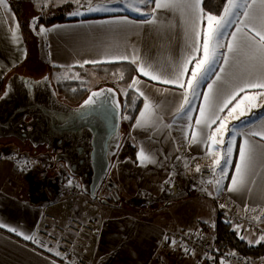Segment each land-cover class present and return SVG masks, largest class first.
<instances>
[{"label": "crops", "instance_id": "0c3cea01", "mask_svg": "<svg viewBox=\"0 0 264 264\" xmlns=\"http://www.w3.org/2000/svg\"><path fill=\"white\" fill-rule=\"evenodd\" d=\"M61 1L62 5L68 6L66 18L79 20L46 27V29H51L55 25L62 26L54 31L46 32L44 35L45 67L50 65L60 70L84 72L92 70L89 67L93 66L130 64L136 70L137 65L129 61L113 59L118 55H131L135 49L142 59L156 65L158 73L165 74L173 72L177 66L189 59L192 46L196 43L195 35L186 22L188 13L182 9L157 10L155 15L158 23L156 25L143 23L99 24L97 23L99 21H116L123 17H127L129 21L140 22L147 17L140 15L139 12H137L139 14L131 13L132 8L126 6L136 0H122L120 4L111 3L109 0H92L94 5L103 4L108 8H120L121 11L88 12L87 8H83L81 10L85 14L80 16L69 15L77 7L76 4L72 5L73 0ZM247 2L251 3V0H247ZM258 4L259 0H257ZM136 6L146 12H151L154 8V4L145 8L138 2ZM8 12V6L7 8L0 7V53H8L6 57L11 63L9 66L7 63L3 66L5 71H8V67L10 69L12 65L14 66L13 61L22 58L24 52L20 42H17L12 36V32L16 30V21L13 14L8 15ZM222 14L223 11L220 15ZM89 17H96V19L82 20ZM206 25L207 21L205 20L200 26L201 44ZM236 26L235 23L229 26L226 30L227 33L233 32ZM241 27L243 26L241 25ZM229 39L230 37L226 35L223 43L226 44ZM202 55V50L195 53L196 59H200ZM3 58L0 56V61ZM94 59L108 62L79 66L84 60ZM195 62L192 60L188 63L185 81L190 77ZM14 71L12 72L14 75L10 76L6 82L7 89L29 84L30 81L25 79L26 76H20ZM26 73H31V71L27 70ZM4 74H0V77ZM136 74L137 76L134 77L142 82L138 86L139 89L158 106L156 113L162 119L152 126L134 127L139 112L143 109L144 97L140 96L138 91L129 89L127 86V90L133 91L143 100L129 135L137 148V153L141 147L145 148L154 157L155 163L142 166L138 160L134 164L130 160L117 161L112 156L108 175L109 178L115 180L119 195L134 197L139 192H143L157 200H162L167 193L166 188H163L165 185L167 187L175 180L187 182L182 177L184 170L189 171L196 167L195 163L198 161L212 166L214 158L209 153L213 147L220 148L219 145L213 146L211 141L192 142L193 132L199 131L195 121L200 116L199 109L204 106L203 95L208 91L207 85L215 79V75L210 73L206 79L200 81L196 95H193L189 90L190 104L185 105V108L190 111L177 113V108L183 100L184 89L150 80L137 71ZM2 81L3 79H0V85ZM164 89H169V91L164 92ZM256 91L258 90L252 89L247 93H241L228 105V108L233 107L243 96L254 95ZM193 98H195L194 103ZM252 103H256V101ZM248 105L249 101H244L241 104V109H245ZM227 111L228 109H225L220 115H226ZM262 117H264V108H252L251 113H246L239 120L229 118L228 128L230 129L233 124L238 123L237 130L247 129L250 123H255ZM218 123L219 121H217ZM216 126L213 125L212 128L215 129ZM3 133L6 136H14L19 131L12 130ZM228 133H225L226 136ZM0 134L2 133L0 132ZM23 134L29 137L33 144L44 145L34 139L33 130ZM23 137L19 136L22 140L25 139ZM253 139L259 141L258 137ZM236 140L235 152L237 154H234L232 168L222 186L225 189L234 174L238 161V147L243 137L237 135ZM13 155L15 154L13 153ZM58 156L62 159L60 154ZM215 170L217 173L219 172L218 168ZM258 171L260 174L254 177L256 183L251 185V193L223 191L216 195L214 185H209V189L215 195L212 197L213 203L220 215H232L264 227V215H260L264 210V169H258ZM16 173L8 162L0 166V222L17 228L25 235H34L36 242L25 240L22 235L9 232L7 228H0V264H59L55 259L54 248L48 250L41 246L42 231L46 229L52 234L68 237L66 225L71 219L67 218L65 223L61 221V217H59L61 214H59L55 202L31 204L20 196L22 194L16 195L20 191V187L10 182ZM169 177H171V182L165 184L164 181ZM183 198L185 195H175L160 209L148 213H134L110 205L102 207L103 213L99 218L90 217L97 219L96 226L85 229L78 238L75 248L76 259L85 264H220V260L216 259L215 255L202 258L194 251L185 252L184 248L179 245L171 246L169 241L164 240L165 234L173 231L171 229L174 227L181 228V231L198 230V223H202L195 215L193 207L194 200L197 198L179 201ZM170 202L176 204L174 211H167ZM220 204H226L227 207L221 208ZM245 205L248 206L247 211H245ZM257 216L260 218L255 219ZM206 226L209 227L210 224ZM212 227L213 225L209 228L212 229ZM236 233L239 237L243 235L245 237L243 240L247 243L251 240V245L257 244L255 241L258 237L251 231L241 230ZM246 264H264V258L247 260Z\"/></svg>", "mask_w": 264, "mask_h": 264}, {"label": "snow or ice", "instance_id": "6c2138e0", "mask_svg": "<svg viewBox=\"0 0 264 264\" xmlns=\"http://www.w3.org/2000/svg\"><path fill=\"white\" fill-rule=\"evenodd\" d=\"M49 2L51 0H46L44 6L47 7ZM109 2L120 4L122 0H109ZM137 2L143 4L145 8L154 4V8H152L151 12L143 11L136 6ZM73 3L77 7L69 13L70 16L84 15L85 13L81 10L83 8H87L88 12L121 11L120 8H108L103 4L94 5L92 0H73ZM201 4L202 0H136V2L127 4L126 6L146 16L145 20L135 22L129 21L127 17H123L116 21H99L97 23H143L156 25L158 23L155 15L157 10L182 9L187 11L186 22L195 35L196 43L192 46L189 59L177 66L173 72L158 73L156 65L146 59H142L139 52L135 49L131 55H118L113 59L126 60L137 65L136 71L150 80L184 89L183 100L177 108V113L190 111V109L185 108V105L190 104L188 91L190 90L193 95H196V89L199 87L200 81L206 79L210 73H213L215 79L211 80L207 85L208 91L203 95L204 106L199 109L200 116L195 121V125L199 131L192 134V142L204 143L205 141H211L213 146H221V148L213 147L209 153L214 158L212 161L213 179L204 183L213 184L216 195H219L223 191H227L228 193L247 191L251 193V185L256 183L254 177L260 174L258 169H264V117L255 123H250L247 129L237 130L235 125H233L232 129H229L228 123L229 118L239 120L246 113H251L252 108H264V99H262L264 98V0H259L258 5L257 0H251V3H248L247 0H227L222 15L206 13ZM0 7L7 8V0H0ZM39 19V17L33 18L31 25L33 31H36ZM205 20L207 21V25L206 29L203 30V41L201 44L200 26ZM234 23L237 25L235 30L227 33V28ZM61 27L60 25H55L51 29H46L43 25H40L38 34H45ZM18 29L19 24L17 22L16 30L12 32V36L17 42H20L21 37ZM226 35L230 39L225 44L223 43V39ZM201 50L203 53L202 57L196 59L195 53ZM192 60L196 61L194 68L191 71L190 77L185 81L184 77L188 73L187 65ZM103 62L108 61L84 60L79 66L83 67L86 64H99ZM75 78L79 79V73L75 74ZM120 79H123V75L120 76ZM45 80H47V77H45ZM141 83L137 77H133L131 83L128 84L129 89L138 91L139 95L144 97L143 109L139 112V117L136 119L134 127L152 126L162 119L156 113L158 106L139 89L138 86ZM252 89L258 91L254 95L243 96L233 107L228 108V105L237 96H240L241 93H247L248 90ZM104 91L111 94L113 90L109 88L100 92H92L82 107L91 108L96 103L95 98H99ZM163 91L167 92L169 89H164ZM7 95L8 91H5L4 96L6 97ZM124 95L128 96L127 90L124 91ZM244 101H249V105L245 109H241V104ZM253 101H256V103H252ZM135 102V99H133L132 103L135 104ZM225 109H228L226 115L221 116L220 113H223ZM123 118L130 119L128 116H124ZM217 121H219L218 124ZM213 125H217L215 129L212 128ZM227 132H231L232 137L225 141L224 134ZM237 135H241L243 140L238 147V161L235 165L234 174L225 189L222 187L221 181L227 175V166L232 163L231 157L235 149ZM255 137H258L259 141L253 139ZM225 143L226 147H223ZM137 160L142 166L148 163H155L154 157L143 147L137 153ZM221 160H223V163ZM216 168L219 169L218 173L215 172ZM195 170L196 172H200L201 166L197 164ZM170 182L171 177L164 181L165 184H169ZM69 184L71 185V180H69ZM202 191H207V189L202 188ZM208 195L213 196V192H208ZM220 207L226 208L227 205L220 204ZM247 210L248 206L245 205V211ZM260 215H264V210L261 211ZM259 218V216L255 217V219ZM228 222L231 223L230 221ZM236 227L240 226L237 225ZM0 228H7L9 232L22 235L25 240L36 242L34 235H25L17 228L3 222H0ZM240 239L243 240L245 237L241 235ZM164 240L169 241L171 246L177 244L175 239L170 240L166 235L164 236ZM261 241H264V235L259 236L255 243L259 244ZM249 243L251 244L252 241L250 240ZM184 250L185 252L189 251L187 247ZM55 255L61 256L62 259L64 258L58 251L55 252ZM230 255H235V253H230ZM221 264H224V261H221Z\"/></svg>", "mask_w": 264, "mask_h": 264}, {"label": "rangeland", "instance_id": "374dc122", "mask_svg": "<svg viewBox=\"0 0 264 264\" xmlns=\"http://www.w3.org/2000/svg\"><path fill=\"white\" fill-rule=\"evenodd\" d=\"M23 2L25 7L23 19L26 20L28 29L27 33L19 34L21 37L20 44L24 50L23 57L15 59L13 61V64L15 63V65H12L10 69L8 67V71H5L3 66L6 63L9 66L11 63L6 57L8 53H0V56L4 57L0 61V74L5 73L0 77V79H3L0 85V96L6 89L5 86L8 78L14 75L12 72L15 70L14 72L19 73L20 76H26L27 78L25 79L30 81L29 84L34 87L46 84L51 85L57 100L65 105L69 104V98L72 93H87V95H89L90 92L106 86L113 88L116 91L119 104L121 103L120 106L122 107L125 97L124 91L127 90V87L118 83L119 80H121V73H98L94 70H85L84 72L79 70L51 71L50 65L45 67V34H38L39 27H37L36 31H33L31 26L32 21L34 17H39L40 19L37 23V25H39L42 21V16L46 12L48 15L56 14L59 7L64 6L62 5L63 3H61L62 1L51 0L47 7L44 6L46 0H23ZM74 4L75 3H72V5ZM8 11V15L12 13L9 8ZM130 12L133 14H139L136 11ZM15 66H18L19 68L16 69L14 68ZM27 70H30L31 73H26ZM76 73H79V79L75 78ZM45 77H47V80H45ZM71 83H78V87L72 90L68 89L66 92L59 90L57 87V85H62V87H64L65 85ZM75 89H77V91H74ZM59 91H62L63 95H60ZM194 102L195 98H193V103ZM123 119L124 118H122L121 115V121ZM31 121V117H26L18 125V127L15 128L16 131H19V133L14 134V136H6L3 132L0 134V166L5 162H8L11 166H13L15 172H17L10 181L11 184H17L20 187V191L16 195L19 196L22 194L20 196L31 204H40L51 201L55 202L56 208L59 214H61L59 217H61V221H64L63 223L67 221V218L69 220L76 219L81 222L90 219V217L99 218V216L103 213L101 208L109 205H103L99 201L93 200L89 197V195L84 191V182L81 180L80 176L72 174L68 165L58 156V154L61 153V150L55 148L53 145L48 146L47 144H44L37 146L32 143L29 137L23 134L28 131H34ZM233 125H235L236 128L238 123ZM233 125L230 129H232ZM20 135L24 136L25 139L22 140L19 138ZM231 137V132H229L227 136L224 134L225 141L231 139ZM34 139L37 140L36 135L34 136ZM223 147H226V143ZM236 147L237 140L231 157L232 163L227 166V175L221 181L222 186L229 174V170L232 168ZM13 153L15 155H13ZM197 164L201 166L200 172H196V167H193L189 171L184 170L182 177L185 178L187 182L183 180H175L166 187L167 193L165 198L159 200L157 203L160 206H164L170 198L175 195H185V197L188 196V193H192L194 196L199 195L196 197L197 199L193 198L195 199L193 206L195 209V215L203 224H210V226H212L217 212L215 204L212 200V197L215 195H208V192H211L209 189L210 184L204 182L213 179V169L212 166H209L204 162L198 161L195 163V166ZM201 172H207L210 176H208V178H204L200 175ZM188 175H190V177H188ZM108 178L109 175L107 174L103 184L97 191V196L101 199H107L108 197L107 192L104 191V185L109 183ZM69 180H71V185L69 184ZM202 188H206L207 191H202ZM175 208L176 204L174 202H170V206L167 211H174ZM178 229L174 227L171 230L181 231V228ZM66 235L70 237L69 234L66 233ZM205 238L211 242L208 235H205Z\"/></svg>", "mask_w": 264, "mask_h": 264}, {"label": "water", "instance_id": "95a60500", "mask_svg": "<svg viewBox=\"0 0 264 264\" xmlns=\"http://www.w3.org/2000/svg\"><path fill=\"white\" fill-rule=\"evenodd\" d=\"M20 87L6 89L8 95L0 99L6 103L11 101L8 107L0 105L3 114L0 122H4L0 124V132L16 130L26 117H31L37 142L61 150L62 159L72 174L80 176L89 197L110 205L109 200L97 196V191L108 174L110 159L117 151L120 138L122 110L116 91L106 86L95 90L100 92L110 88L113 91L111 94L104 91L95 98L96 103L91 108H84L82 105L94 91L79 106L71 107L59 102L48 86L26 84ZM44 87L47 89L43 90ZM104 188L110 193L111 201L119 200L117 191L109 183Z\"/></svg>", "mask_w": 264, "mask_h": 264}, {"label": "trees", "instance_id": "16d2710c", "mask_svg": "<svg viewBox=\"0 0 264 264\" xmlns=\"http://www.w3.org/2000/svg\"><path fill=\"white\" fill-rule=\"evenodd\" d=\"M227 0H203L202 7L204 8L206 13H211L215 15H220L223 11ZM7 5L9 10L12 12L16 24H19V32L21 34L27 33V22L23 19V14L25 11L23 0H7ZM68 12V6L59 7L57 13L54 15H48L46 12L42 16V21L37 27L43 25L44 27H49L53 24L57 23H66V22H77L79 19L66 18V13ZM96 19V17L84 18L82 20ZM25 41V38H24ZM26 43V42H25ZM17 67L16 69H18ZM90 69L98 72V73H121L123 75V79L119 80L120 85L128 86L130 84L131 79L134 76H137L135 68L130 64H120V65H107V66H93L89 67ZM51 71L60 70L56 67H51ZM83 73V72H82ZM48 86L47 88L53 89V87L49 84L42 85ZM59 90H63L66 92L68 89L72 90L78 87V83L67 84L64 87L62 85H57ZM44 87L43 90L47 89ZM6 91V90H5ZM74 91H77L75 89ZM128 96L124 97L122 110V118L124 116L130 117V119H123L121 121L120 126V138L117 147V151L114 155V158L117 161L130 160L134 164L137 163V148L135 144L130 139V128L134 123V120L143 104V100L140 96L136 95L133 91L128 90ZM60 95H63L62 91H59ZM87 93H72L69 98V104H66L71 107L79 106L87 97ZM4 97V94L1 95V98ZM135 99V104L132 103V100ZM62 103V102H61ZM121 104V103H120ZM19 124V123H18ZM16 124V126L18 125ZM15 126V127H16ZM37 129V128H36ZM237 152H235V155ZM109 185H111L112 189L118 191V187L113 178H109ZM166 188V185L163 187ZM188 196L179 199V201L183 202L184 200H188V198H196L197 196L192 195V193H188ZM177 200V199H176ZM137 201V202H136ZM159 199H155L150 197L146 193L139 192L134 197H127L120 195V199L117 201H110V206L112 207H121L126 209L127 211L134 213H148L153 212L155 210L160 209L162 206L158 205ZM199 232L205 237L208 235L211 238V243L213 248L215 249V257L220 260V257L225 253H235L240 256H243L246 260H257L260 258H264V242H260L259 244L251 245L246 241L240 239L236 231L229 225L224 224L221 221V215L217 211L215 216V221L212 229L207 227L203 223H198Z\"/></svg>", "mask_w": 264, "mask_h": 264}, {"label": "built area", "instance_id": "2783aa9c", "mask_svg": "<svg viewBox=\"0 0 264 264\" xmlns=\"http://www.w3.org/2000/svg\"><path fill=\"white\" fill-rule=\"evenodd\" d=\"M200 175L204 178L210 176L207 172H201ZM188 177H190V175H188ZM221 221L224 224L231 226L235 231H251L258 238L259 236L264 235V227L255 225L254 223L243 220L239 217L223 214L221 215ZM97 222L96 218H90L84 222L76 219L70 220L66 225V233L69 234L70 237L58 236L45 229L42 231L43 239L41 244L48 250L54 248L55 252L58 251L62 254L64 257L63 259L61 256L55 255V259L59 264H85L83 261L77 260L75 257L76 242L85 229L96 226ZM237 225L240 227L237 228ZM165 235L168 236L170 240L175 239L177 245L180 247H187L189 250L200 254L202 258H208L215 254V249L213 248L212 243L209 242L199 230L169 231ZM221 261H224V264L247 263V260L243 256L238 254L230 255V253L223 254L220 257V264Z\"/></svg>", "mask_w": 264, "mask_h": 264}, {"label": "flooded vegetation", "instance_id": "af4514ba", "mask_svg": "<svg viewBox=\"0 0 264 264\" xmlns=\"http://www.w3.org/2000/svg\"><path fill=\"white\" fill-rule=\"evenodd\" d=\"M19 88H21V87H19ZM6 89H7V88H6ZM6 89H5V90H6ZM4 93H5V91H4L2 94H4ZM0 99H1V96H0ZM12 99H13V98H11L10 100H12ZM10 104H11V101H9L8 103H6V102H1V101H0V105H1V106L4 105V106H7V107H8V106H10ZM2 117H3V114L0 113V118H2ZM4 117H6V114H4ZM0 124L2 125V124H4V122L1 121ZM75 160H76V162H79V160H77V159H75ZM63 161H64V163H65V160H63ZM114 190H115V189H114ZM104 191L107 192L105 188H104ZM117 193H118V191H117ZM109 194H110V193L107 192V196H108V197H107V200L111 201V199L109 198ZM118 195H119V193H118ZM119 199H120V195H119Z\"/></svg>", "mask_w": 264, "mask_h": 264}]
</instances>
